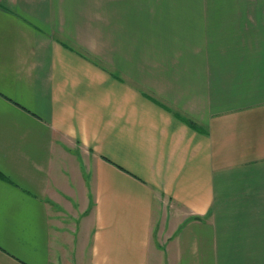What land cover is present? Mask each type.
Masks as SVG:
<instances>
[{
    "label": "crops",
    "instance_id": "crops-1",
    "mask_svg": "<svg viewBox=\"0 0 264 264\" xmlns=\"http://www.w3.org/2000/svg\"><path fill=\"white\" fill-rule=\"evenodd\" d=\"M190 2L0 0V264H264V14Z\"/></svg>",
    "mask_w": 264,
    "mask_h": 264
},
{
    "label": "rangeland",
    "instance_id": "rangeland-1",
    "mask_svg": "<svg viewBox=\"0 0 264 264\" xmlns=\"http://www.w3.org/2000/svg\"><path fill=\"white\" fill-rule=\"evenodd\" d=\"M191 14H264V0H188Z\"/></svg>",
    "mask_w": 264,
    "mask_h": 264
}]
</instances>
